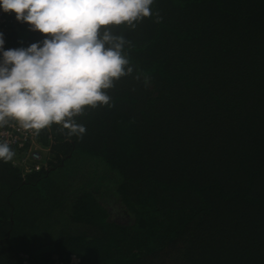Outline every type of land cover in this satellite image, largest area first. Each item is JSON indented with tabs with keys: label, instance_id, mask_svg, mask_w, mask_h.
<instances>
[{
	"label": "trees",
	"instance_id": "trees-1",
	"mask_svg": "<svg viewBox=\"0 0 264 264\" xmlns=\"http://www.w3.org/2000/svg\"><path fill=\"white\" fill-rule=\"evenodd\" d=\"M150 8L108 26L133 72L85 134L42 130L25 177L0 161V264H264V0ZM45 38L19 22L7 46Z\"/></svg>",
	"mask_w": 264,
	"mask_h": 264
},
{
	"label": "clouds",
	"instance_id": "clouds-1",
	"mask_svg": "<svg viewBox=\"0 0 264 264\" xmlns=\"http://www.w3.org/2000/svg\"><path fill=\"white\" fill-rule=\"evenodd\" d=\"M152 4L153 0H0L5 13L14 12L17 21L46 37L27 48L3 50L0 33V128L15 122L38 135L55 124L69 137H82L86 128L75 118L86 108L110 106L107 90L133 72L124 52L129 42L108 26L134 28L135 22L152 16ZM14 156L9 143L0 141V161L11 162Z\"/></svg>",
	"mask_w": 264,
	"mask_h": 264
},
{
	"label": "built area",
	"instance_id": "built-area-1",
	"mask_svg": "<svg viewBox=\"0 0 264 264\" xmlns=\"http://www.w3.org/2000/svg\"><path fill=\"white\" fill-rule=\"evenodd\" d=\"M18 24L19 21L16 20L14 12L5 13L0 8V33H3V50H8V35L17 29ZM0 60H2V52H0ZM39 135L20 128L15 122L0 128V141H7L14 150L15 156L11 164L20 170L22 177L40 171L46 164L42 152L48 151V149L40 145ZM50 138L51 136L48 139ZM55 264L70 263L56 262Z\"/></svg>",
	"mask_w": 264,
	"mask_h": 264
},
{
	"label": "rangeland",
	"instance_id": "rangeland-1",
	"mask_svg": "<svg viewBox=\"0 0 264 264\" xmlns=\"http://www.w3.org/2000/svg\"><path fill=\"white\" fill-rule=\"evenodd\" d=\"M45 153V151L42 152ZM113 215V216H112ZM111 218L112 220H115V222L121 223V224H127L131 222V219L121 213H115V212H111ZM77 258L75 256L71 257L70 259V264H72L73 262H76ZM55 264V263H54Z\"/></svg>",
	"mask_w": 264,
	"mask_h": 264
}]
</instances>
